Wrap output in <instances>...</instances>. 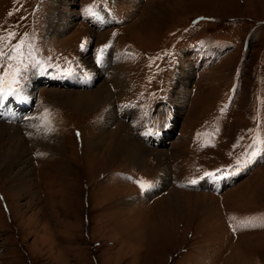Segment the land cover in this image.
Wrapping results in <instances>:
<instances>
[{
  "label": "rangeland",
  "instance_id": "obj_1",
  "mask_svg": "<svg viewBox=\"0 0 264 264\" xmlns=\"http://www.w3.org/2000/svg\"><path fill=\"white\" fill-rule=\"evenodd\" d=\"M94 2L121 22L86 16ZM0 37L40 62L22 117L0 116L25 146L0 157V264H264V156L243 167L264 137V0H0ZM53 66L90 82H52ZM102 83L106 105L65 98ZM119 121L143 159L111 154ZM215 171H229L217 189Z\"/></svg>",
  "mask_w": 264,
  "mask_h": 264
},
{
  "label": "bare ground",
  "instance_id": "obj_2",
  "mask_svg": "<svg viewBox=\"0 0 264 264\" xmlns=\"http://www.w3.org/2000/svg\"><path fill=\"white\" fill-rule=\"evenodd\" d=\"M149 4V3H148ZM104 60V59H103ZM114 76V87L122 90L126 87V83L121 76ZM76 93H66V100L69 101L70 105L75 108H96L98 105H106L110 103V92L109 89L106 87L105 83L100 84L95 89L88 90V91H75ZM64 98V99H65ZM117 127L115 131H110L111 139L109 140V147H113L110 150L113 156L118 154H126L127 157L131 159L144 158V152L146 151L145 146L141 143L136 141V138L131 136L130 130L121 121L116 123ZM10 131L12 133H10ZM34 133V132H33ZM106 131H99L97 136L93 138L92 145H99L101 141L106 138ZM23 141V136L20 134L18 128H13L11 126L0 125V157L3 151L5 150L8 154L9 161L11 163H19L21 158L24 156V152H21V148L25 151V146ZM158 153V152H157ZM158 155V156H157ZM156 156L159 157L160 155L157 154ZM155 156V157H156ZM3 158V157H2ZM160 158V157H159ZM161 162V161H160ZM5 164V163H4ZM63 178V177H62ZM164 181L162 178L161 183Z\"/></svg>",
  "mask_w": 264,
  "mask_h": 264
},
{
  "label": "snow or ice",
  "instance_id": "obj_3",
  "mask_svg": "<svg viewBox=\"0 0 264 264\" xmlns=\"http://www.w3.org/2000/svg\"><path fill=\"white\" fill-rule=\"evenodd\" d=\"M98 9V5L94 2L85 7L84 14L86 16L95 18L103 22V18L100 15ZM11 15V13H9ZM15 36V33H8V39ZM5 37H0V45H2ZM24 41L21 40L15 45H13L9 51L5 52L4 47L0 46V100L7 99L9 96L19 95L21 80L23 78L24 72L28 69L29 64L33 61L35 64H39L40 62L35 60L31 52V45H29V51L27 54L24 52ZM86 41L81 43V49L83 50L85 47ZM108 47V45L103 46L100 49V53ZM97 62L100 61L101 55L98 54ZM66 75H71L72 70H66ZM47 111V110H46ZM223 111V110H222ZM47 124V115L41 117ZM47 131H51L50 127L46 128ZM147 135L148 133H144ZM79 135V133H77ZM251 151L247 153V158L243 161V167H247L248 165L256 162V160L262 156H264V137L256 136L253 139V143L249 145ZM240 161L237 160V168L236 171H241ZM206 176H212L213 173H205ZM196 180H192L191 183H196ZM136 183L140 186L142 190L150 188L152 186L150 181L146 180H137ZM246 226V225H245ZM235 230V229H234Z\"/></svg>",
  "mask_w": 264,
  "mask_h": 264
}]
</instances>
